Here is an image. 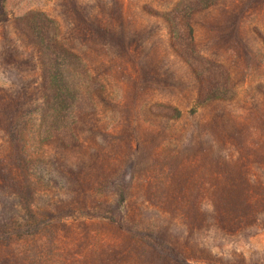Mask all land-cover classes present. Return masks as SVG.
Here are the masks:
<instances>
[{"label":"rangeland","instance_id":"rangeland-1","mask_svg":"<svg viewBox=\"0 0 264 264\" xmlns=\"http://www.w3.org/2000/svg\"><path fill=\"white\" fill-rule=\"evenodd\" d=\"M0 264H264V0H0Z\"/></svg>","mask_w":264,"mask_h":264},{"label":"trees","instance_id":"trees-1","mask_svg":"<svg viewBox=\"0 0 264 264\" xmlns=\"http://www.w3.org/2000/svg\"><path fill=\"white\" fill-rule=\"evenodd\" d=\"M104 214H107V216L109 217L113 216L112 218H115L117 223H119L120 225L122 224L123 226L127 227L129 229V232H131L133 236L140 235L141 238L139 240L144 243V246L146 245L151 246L155 252H158L157 250H159V252H163V254H167L168 252L170 253L176 252L174 249H173V252H171L169 249V246H170L169 235L171 234V232H167L165 229L157 228V227L151 228V230H148V231H151L150 234H146V232L148 231H144V230L136 231L137 230V227L135 226L136 224H133L131 221L127 222L126 221L127 219H125V215L119 209L117 212L111 209L109 211H106V213ZM154 237H158V241H154L155 239ZM158 246H162V247H158Z\"/></svg>","mask_w":264,"mask_h":264}]
</instances>
